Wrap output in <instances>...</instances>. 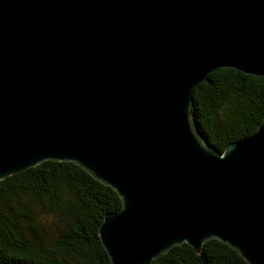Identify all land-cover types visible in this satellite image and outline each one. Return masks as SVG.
Returning a JSON list of instances; mask_svg holds the SVG:
<instances>
[{
    "label": "water",
    "instance_id": "95a60500",
    "mask_svg": "<svg viewBox=\"0 0 264 264\" xmlns=\"http://www.w3.org/2000/svg\"><path fill=\"white\" fill-rule=\"evenodd\" d=\"M219 68L264 76V0H0V180L58 160L111 186L112 264L213 238L264 264V121L221 152L191 117Z\"/></svg>",
    "mask_w": 264,
    "mask_h": 264
},
{
    "label": "trees",
    "instance_id": "16d2710c",
    "mask_svg": "<svg viewBox=\"0 0 264 264\" xmlns=\"http://www.w3.org/2000/svg\"><path fill=\"white\" fill-rule=\"evenodd\" d=\"M191 117L206 146L223 152L264 121V76L219 68L193 92ZM29 197V198H28ZM29 200H48L59 216V234L49 245L37 228ZM123 200L108 184L74 161L46 160L0 180V264H112L99 235L106 212ZM46 213V212H44ZM26 220L33 228L25 230ZM152 264H249L239 251L210 239L197 253L175 245Z\"/></svg>",
    "mask_w": 264,
    "mask_h": 264
},
{
    "label": "rangeland",
    "instance_id": "374dc122",
    "mask_svg": "<svg viewBox=\"0 0 264 264\" xmlns=\"http://www.w3.org/2000/svg\"><path fill=\"white\" fill-rule=\"evenodd\" d=\"M28 204L32 214L37 218V228H39L43 232V235L45 236L44 241L47 243V245H49L51 241H53L59 234L57 229L62 224V220L59 216H56L52 212H49L48 200L41 202L39 200L33 201L28 199ZM26 222L27 221L24 219L20 222V225H22L24 228V224ZM27 223L24 228L25 230L31 231L33 229H37L31 227Z\"/></svg>",
    "mask_w": 264,
    "mask_h": 264
}]
</instances>
